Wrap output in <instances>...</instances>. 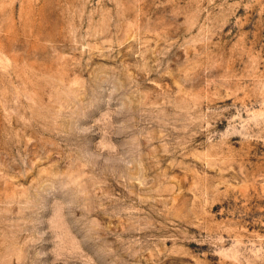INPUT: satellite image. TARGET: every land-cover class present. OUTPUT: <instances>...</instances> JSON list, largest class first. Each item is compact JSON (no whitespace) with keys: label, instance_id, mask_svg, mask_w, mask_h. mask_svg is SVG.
<instances>
[{"label":"rangeland","instance_id":"1","mask_svg":"<svg viewBox=\"0 0 264 264\" xmlns=\"http://www.w3.org/2000/svg\"><path fill=\"white\" fill-rule=\"evenodd\" d=\"M0 264H264V0H0Z\"/></svg>","mask_w":264,"mask_h":264}]
</instances>
